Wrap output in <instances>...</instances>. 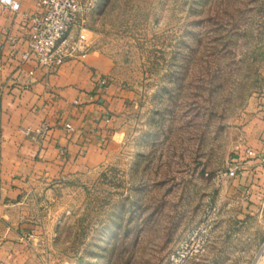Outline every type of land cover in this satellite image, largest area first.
Here are the masks:
<instances>
[{"label": "rangeland", "instance_id": "1", "mask_svg": "<svg viewBox=\"0 0 264 264\" xmlns=\"http://www.w3.org/2000/svg\"><path fill=\"white\" fill-rule=\"evenodd\" d=\"M82 19L96 68L133 98L106 161L44 196L31 254L262 264L264 210L247 212L242 176L225 172L264 118V0H100Z\"/></svg>", "mask_w": 264, "mask_h": 264}, {"label": "crops", "instance_id": "2", "mask_svg": "<svg viewBox=\"0 0 264 264\" xmlns=\"http://www.w3.org/2000/svg\"><path fill=\"white\" fill-rule=\"evenodd\" d=\"M34 8L21 1L22 11ZM24 31L22 15L0 7V264H39L31 252L41 232V201L66 180L106 161L108 149L122 136L118 123L133 98L117 82L101 84L92 51L83 61L65 62L51 72L32 56L20 60L27 48ZM42 123L47 129L39 140L25 134ZM246 131L245 150L236 160L249 158L241 164V176L249 193L246 210L253 213L264 210L259 161L264 118H254Z\"/></svg>", "mask_w": 264, "mask_h": 264}, {"label": "built area", "instance_id": "3", "mask_svg": "<svg viewBox=\"0 0 264 264\" xmlns=\"http://www.w3.org/2000/svg\"><path fill=\"white\" fill-rule=\"evenodd\" d=\"M99 1L33 0L35 9L30 13L22 11L20 0H0V7L22 15L27 48L20 53V60L25 61L32 56L38 66L46 72H51L68 60L85 59L90 47L83 33L82 17L93 10ZM73 30L77 33L72 34ZM28 73L32 74L33 69ZM100 82L105 84L106 79L102 78ZM66 127L70 125L66 124ZM46 129V124L42 123L38 128H26L24 132L39 140L44 136ZM246 153L254 155L250 149H247ZM259 161L264 164V156H259ZM225 174L231 178L237 177L242 174V169L235 164L229 166ZM259 258L261 259V256Z\"/></svg>", "mask_w": 264, "mask_h": 264}, {"label": "bare ground", "instance_id": "4", "mask_svg": "<svg viewBox=\"0 0 264 264\" xmlns=\"http://www.w3.org/2000/svg\"><path fill=\"white\" fill-rule=\"evenodd\" d=\"M258 260H260V258L258 257Z\"/></svg>", "mask_w": 264, "mask_h": 264}]
</instances>
